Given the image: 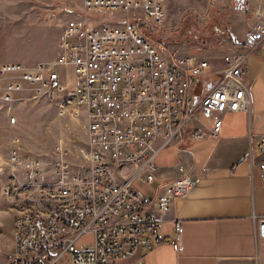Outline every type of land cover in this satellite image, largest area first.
<instances>
[{
  "label": "built area",
  "instance_id": "1",
  "mask_svg": "<svg viewBox=\"0 0 264 264\" xmlns=\"http://www.w3.org/2000/svg\"><path fill=\"white\" fill-rule=\"evenodd\" d=\"M102 14L125 19L90 21ZM254 17L243 50L222 56L216 67L197 56L162 54L144 37L140 25L164 22V0H82V16L65 23L54 60L0 65L9 128L15 105L62 96L58 117L81 124L85 145L77 155L86 165L74 171L70 148L59 141L47 169L24 154L18 137L9 138L5 160L0 153V176L7 172L0 195L13 212V248L4 264H136L140 251L164 242L180 253L181 223L173 220L169 239L162 230L173 202L189 196L195 182L182 173L153 201L143 200L133 183L151 184L154 158L185 134L216 140L223 115L251 113L244 75L249 56L264 54V9ZM200 113L210 120L208 130L193 127ZM256 153L264 181V135ZM84 236L92 242L79 244Z\"/></svg>",
  "mask_w": 264,
  "mask_h": 264
},
{
  "label": "rangeland",
  "instance_id": "2",
  "mask_svg": "<svg viewBox=\"0 0 264 264\" xmlns=\"http://www.w3.org/2000/svg\"><path fill=\"white\" fill-rule=\"evenodd\" d=\"M164 7L165 20L161 25H140L144 37L162 54L197 56L216 67L222 56L242 45L245 33L256 21L236 0H164ZM78 16H82V0H0V65L34 66L54 60L65 23ZM119 19L125 16L93 15L90 21L98 25ZM61 98L47 97L15 105L11 110V116L16 118L13 128L8 126V107L0 103V153L4 160L9 138L18 137L24 154L39 157L48 167L57 142L62 141L70 148L68 162L74 171L85 169L77 155L85 145L81 124L58 117ZM197 122V128L208 130L210 122L205 114ZM6 178L7 172L3 171L0 183ZM133 187L139 194H146L152 184L137 180ZM12 222L13 212L0 195V264L6 262L13 248ZM90 242L92 237L84 236L79 244Z\"/></svg>",
  "mask_w": 264,
  "mask_h": 264
},
{
  "label": "crops",
  "instance_id": "3",
  "mask_svg": "<svg viewBox=\"0 0 264 264\" xmlns=\"http://www.w3.org/2000/svg\"><path fill=\"white\" fill-rule=\"evenodd\" d=\"M245 1V10L253 18L256 8L264 9V0ZM242 50L243 43L232 53ZM244 81L251 88L249 115L225 114L216 140L192 141L185 134L181 142L164 147L154 158L151 191L137 192L143 200L153 201L182 173L195 186L185 199L173 202L162 230V237L169 239L173 220L181 223V252L164 242L150 252L140 251L136 264H264V238L259 230L264 221V181L259 177L256 153L257 137L264 135L263 53L249 56ZM203 114L208 117L200 113L197 118ZM196 124L193 127L202 130Z\"/></svg>",
  "mask_w": 264,
  "mask_h": 264
},
{
  "label": "water",
  "instance_id": "4",
  "mask_svg": "<svg viewBox=\"0 0 264 264\" xmlns=\"http://www.w3.org/2000/svg\"><path fill=\"white\" fill-rule=\"evenodd\" d=\"M236 1L238 3L239 7L242 8L244 3H245V0H236ZM259 230H260L261 237L264 238V221L260 223Z\"/></svg>",
  "mask_w": 264,
  "mask_h": 264
},
{
  "label": "trees",
  "instance_id": "5",
  "mask_svg": "<svg viewBox=\"0 0 264 264\" xmlns=\"http://www.w3.org/2000/svg\"><path fill=\"white\" fill-rule=\"evenodd\" d=\"M245 6H246V1H245L244 5H243V7H242L241 9H244V8H245Z\"/></svg>",
  "mask_w": 264,
  "mask_h": 264
}]
</instances>
